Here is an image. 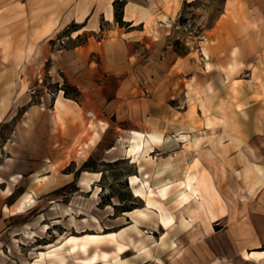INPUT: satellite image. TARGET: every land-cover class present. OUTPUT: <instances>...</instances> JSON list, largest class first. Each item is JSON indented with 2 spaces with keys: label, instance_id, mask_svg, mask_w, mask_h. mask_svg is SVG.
<instances>
[{
  "label": "rangeland",
  "instance_id": "1",
  "mask_svg": "<svg viewBox=\"0 0 264 264\" xmlns=\"http://www.w3.org/2000/svg\"><path fill=\"white\" fill-rule=\"evenodd\" d=\"M111 2L114 20L108 22ZM127 4L153 9L150 37H143L138 14L130 15L137 19L135 27L124 21ZM255 16L254 0H0V167L7 168V181L22 180L11 190L13 208L0 214V264H30L71 236L116 232V217L144 207L128 176L142 168L144 182L155 180L147 192L157 202V169L171 167L181 149L179 134L202 138L206 128L214 133L222 123L207 125L208 118L226 103L234 112L256 100L251 118L259 122L264 78L251 77L247 68L254 64L246 62L254 29L261 25ZM256 38L264 40V33L257 31ZM262 65L255 75H263ZM59 98L76 109L66 105V114L59 115ZM68 117L83 128L72 143L63 133ZM247 130L254 133L251 126ZM135 132L150 141L134 161L127 151ZM65 148L64 173L72 174L71 183L51 195L33 196L23 177L39 168L46 176ZM201 169L193 171L204 173ZM93 173L100 176L89 190L83 181L94 180ZM179 192L177 187L170 192L166 208L188 215L176 203ZM28 195L34 202L18 213ZM109 246L103 241L89 255L108 252ZM253 251H264V245ZM61 254L67 264L86 258L68 248ZM42 264L59 263L46 258Z\"/></svg>",
  "mask_w": 264,
  "mask_h": 264
},
{
  "label": "crops",
  "instance_id": "2",
  "mask_svg": "<svg viewBox=\"0 0 264 264\" xmlns=\"http://www.w3.org/2000/svg\"><path fill=\"white\" fill-rule=\"evenodd\" d=\"M254 1L256 11L254 20L259 21L261 25L258 30L254 29L251 44L252 54L246 60V62H252L254 65L251 68L248 67L247 71L251 77L264 78V70H261V67L259 71H262L263 75H255L258 68L257 64L264 63V54L259 56L263 50L261 48L264 47V40L256 38L257 31H260L261 35L264 33V0ZM110 5L112 6V2ZM152 10L145 7L138 9L133 4H127L125 19L128 17L129 20L124 19V21L135 27L137 19L130 15L133 13L138 14L140 16L138 24L144 25L143 37H150L148 24L151 25L153 18L147 21L145 18L141 19V17L146 14L153 16L155 13ZM107 13L105 14L106 21H108ZM158 23L160 25L166 24L165 21H162L161 24V20H158ZM154 30L159 32L160 27ZM134 33L136 32L134 31ZM132 34L133 32L127 33V36ZM125 61L127 62V60ZM255 93L254 88L249 92L250 95ZM74 104L66 105L75 110ZM257 104L256 100L253 102L248 100L241 109L231 112L226 103V107H222L219 114L211 115L213 118H217L222 125L217 127L212 134L210 133L211 130L206 128L205 134L201 136L202 138L193 133L181 132L179 138L177 137L178 140H176L181 149L176 151L174 162L170 163L171 167L168 170L162 167L157 169L158 194L161 189L170 187L167 199L162 200L159 197L157 201L166 207L165 202L170 198V192L176 187L180 191L178 182L187 170V168L185 169V163L191 160L192 163L193 159L199 157L197 149L201 150L202 169L210 176L212 184L221 198L220 208L214 207L216 218L211 221V227H205L199 223L190 224L189 214L178 216L176 213H172L175 222L171 227L166 228L161 222L159 213L154 210H147L146 200L140 198L144 203L141 210L146 212L147 216H142L135 211L136 209L123 212L122 216L116 217L118 229L111 234H116L118 237L116 241L109 239V251L100 250L91 256L96 253H105L109 257L108 264H117L115 262L117 254L122 264H262L264 258L261 260H248L244 256L246 253L264 252L253 251L255 248L264 245V117L259 119V122L257 119L251 118L256 111ZM64 109L61 110V114L64 113L63 115L66 114ZM79 109L81 110V107ZM206 112L209 114L210 110L207 109ZM79 117H83L81 112ZM64 123L63 133L67 135L68 142L72 143L83 128L79 122L75 123L71 117L65 118ZM249 126L253 127L254 133L253 130H247ZM197 143H199V148L196 146ZM200 143L207 145L203 147ZM187 146L190 148L185 151L184 147ZM68 152L69 149L65 148L59 154L57 160L61 164L57 162L54 166V162H52L53 170H48L46 176L42 177L39 168L23 177L26 190L35 197H43L68 186L72 180V174L64 173L68 163L64 159L67 158ZM5 169H7L5 166L0 167V179L2 180L0 187L4 186L9 193L0 190L1 215H3L6 206L13 208V205H9L12 198L11 190L22 181L20 178H17L16 182L7 181ZM140 169L142 168H138V173L129 175L127 178L128 186L134 197H137L134 191L140 188L141 185L148 183L151 187L155 181L151 180V185L149 182H144L145 179L140 177L144 172L141 173ZM91 175L95 177L92 185L95 187L97 173ZM173 175L176 176L175 181L171 180ZM134 176L139 178L137 184L131 182ZM220 209L224 211L223 214L219 213ZM53 210L55 211V208ZM95 215L94 227L97 228L96 212ZM110 215L112 216V214ZM66 216L69 217L70 215L66 214ZM6 221L7 218L5 217L2 220L4 228ZM2 232H0V235ZM118 245L124 246L122 253L118 251ZM90 250L84 257H91L89 255ZM98 264L107 263L100 261Z\"/></svg>",
  "mask_w": 264,
  "mask_h": 264
},
{
  "label": "bare ground",
  "instance_id": "3",
  "mask_svg": "<svg viewBox=\"0 0 264 264\" xmlns=\"http://www.w3.org/2000/svg\"><path fill=\"white\" fill-rule=\"evenodd\" d=\"M146 19L147 21L151 20V15H144L141 17V19ZM107 20L109 22H112L114 20V13L112 10V6L110 5V9L107 13ZM129 18L127 17V19ZM66 107V104L62 100V98L58 99L57 102V108L59 111V115H61V110H63ZM216 121H218L217 118H208L207 125H213ZM151 139L154 140H160L159 137L152 136ZM150 139L146 137L145 134L135 132L134 137L131 139V144L129 146L128 158L132 160H137L139 158V155L142 154V152L145 149V146L147 143H149ZM197 148H199V143L196 144ZM198 150V156L197 158L193 159V162L191 163L190 167L187 168L185 173L182 176V179L178 182V187L180 188L179 195L176 198V203L180 205V207H185L188 210V214L190 217V224L199 223L202 224L205 227H211V221L216 218V215L214 213V205L216 202H221V198L219 194L217 193L216 189L214 188L212 181L210 179V176L206 172H202L199 174L194 173L193 169L198 168L201 166V150ZM99 177L100 174H97ZM93 180H84L83 185L86 187V189L91 190L93 185ZM132 184H137L139 182V178L137 176H134L131 179ZM2 184V180L0 179V185ZM169 186L166 188H163L159 191V197L162 200L167 199L168 193H169ZM152 190L148 183H144L141 185L140 188L136 189L134 191L135 196L139 198H144L147 203V210L150 211H156L159 213L161 222L164 227L168 228L171 227L174 222L175 218L172 215V213L169 212V210L159 202H156L154 200H151L150 197H153V193L147 192V190ZM34 202L33 196H26L20 203L17 212L21 213L24 212L29 206L30 203ZM6 210H8L6 208ZM136 212L141 214L142 216H147L146 212H144L141 209H136ZM220 214H223L224 211L220 209ZM118 236L116 234H109V235H101V234H93V235H85L83 237H75L71 236L66 239L65 242H63L60 246L53 247L52 245L48 246V252L40 253V255L36 258V260L30 264H42V261L46 258L57 260L59 264H66L65 258L62 256L61 251L65 248H68L70 250V253L76 255L81 254L83 256L87 255L89 250L94 247L95 245H100L103 243V241H116V238ZM118 251L122 253L124 251V246L118 245ZM246 259H256L261 260L264 258V252L260 253H252V254H244ZM108 255L103 253L99 254L96 253L93 256L85 259H81L78 261L79 264H98L100 261L105 262L108 264ZM115 262L117 264H122L120 261V257L117 254V257L115 259Z\"/></svg>",
  "mask_w": 264,
  "mask_h": 264
},
{
  "label": "trees",
  "instance_id": "4",
  "mask_svg": "<svg viewBox=\"0 0 264 264\" xmlns=\"http://www.w3.org/2000/svg\"><path fill=\"white\" fill-rule=\"evenodd\" d=\"M118 2L117 1H115V3H114V5H116ZM119 23H121L120 21H118ZM67 94L65 93V96H66ZM86 167V166H85Z\"/></svg>",
  "mask_w": 264,
  "mask_h": 264
}]
</instances>
